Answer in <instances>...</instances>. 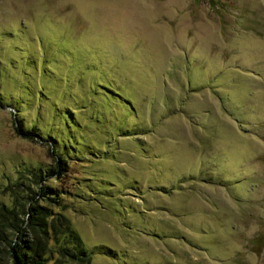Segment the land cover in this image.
<instances>
[{
	"label": "rangeland",
	"instance_id": "374dc122",
	"mask_svg": "<svg viewBox=\"0 0 264 264\" xmlns=\"http://www.w3.org/2000/svg\"><path fill=\"white\" fill-rule=\"evenodd\" d=\"M0 100L19 224L56 154L18 113L92 264H264V0H0Z\"/></svg>",
	"mask_w": 264,
	"mask_h": 264
},
{
	"label": "trees",
	"instance_id": "16d2710c",
	"mask_svg": "<svg viewBox=\"0 0 264 264\" xmlns=\"http://www.w3.org/2000/svg\"><path fill=\"white\" fill-rule=\"evenodd\" d=\"M3 104L6 105L7 102L0 100V105ZM14 106L15 111L19 110L18 105ZM17 115L14 126L16 132L33 141H50V147L56 154V158L54 166L47 169L42 167L27 169L38 184L37 190L32 195L26 196L29 204L27 219L18 223V209L23 210L19 197L15 200L16 206H0V241L5 248L8 247L1 261L5 262L8 255L9 259L5 264H48L50 259L53 260L52 264H92L91 251L85 245L81 235L74 229L70 219L63 214V210L69 207L68 203L64 204V190L59 189L57 185H51L48 179L52 176H62L67 171L72 155H66L60 149H56L54 133H43L36 126L24 127L18 120L20 114ZM71 142H73L72 139H70ZM76 149L74 153L77 154ZM40 201L49 205L43 206ZM51 203H54V207L57 205L59 210L55 209L53 212L50 209L52 207H48L52 205ZM7 225L15 230L14 238L8 233ZM104 249L106 251L102 252L108 256L112 258L118 256L115 250L104 245H97L92 251ZM102 252L98 253L102 254Z\"/></svg>",
	"mask_w": 264,
	"mask_h": 264
}]
</instances>
